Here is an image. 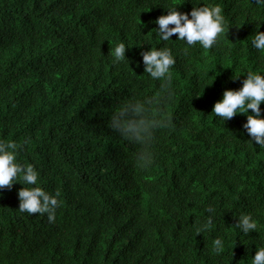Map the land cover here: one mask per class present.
Instances as JSON below:
<instances>
[{
    "label": "trees",
    "instance_id": "16d2710c",
    "mask_svg": "<svg viewBox=\"0 0 264 264\" xmlns=\"http://www.w3.org/2000/svg\"><path fill=\"white\" fill-rule=\"evenodd\" d=\"M203 5L226 22L213 48L157 35L170 7ZM260 24L255 0H0V140L59 204L50 222L19 210L18 191L33 185L0 189V264H252L264 246V146L249 141L246 114L224 121L212 109L247 72L264 73L251 44ZM164 47L170 82L141 55ZM133 113L151 128L147 146L117 130ZM243 214L257 224L249 235Z\"/></svg>",
    "mask_w": 264,
    "mask_h": 264
},
{
    "label": "clouds",
    "instance_id": "9594fccd",
    "mask_svg": "<svg viewBox=\"0 0 264 264\" xmlns=\"http://www.w3.org/2000/svg\"><path fill=\"white\" fill-rule=\"evenodd\" d=\"M255 3L264 5V0H255ZM177 9L176 6L170 7L166 15H161L155 20L159 26L155 30L162 41L172 40L170 38L173 34H178L176 40L184 41L189 46L199 43L204 49H210L218 43V37L225 32L226 27L225 18L218 5L196 6L192 7L190 12H180ZM169 25H173V27H169ZM260 27L261 24L256 25L257 31L251 44L253 48L264 51V32L259 31ZM125 50L126 46L123 42L115 46L113 54L117 61L126 59ZM141 55L145 72L149 73L153 79L163 78L166 82H170L169 71L175 63L170 48L150 49ZM237 77L239 76H233L232 79ZM262 103H264V73L249 71L246 73L242 87L238 90H225L222 99L214 104L212 112L223 118L224 121L237 114H246L247 120L243 128L251 138L249 141L252 144L254 141L261 147L264 146V116H262L260 108ZM249 109H251L250 114ZM138 114L133 113V117L124 119L116 127L122 134H130L133 139H142L147 146L151 128L147 122L134 118ZM116 119L120 120L119 117ZM17 151L18 145L14 141L0 140V189L5 187L10 189L19 180H22L24 184L33 185L32 187L23 186L18 191L19 210L29 214L47 213L49 221H54L55 211L59 206L57 197L39 186L38 171L31 163L19 162ZM138 159L147 164L151 161V155L146 150L139 154ZM208 211L214 212V209L209 208ZM211 223L212 217L210 216L201 227L196 229L197 233L199 234ZM236 225L244 235H249L257 227L256 221L250 214L241 215ZM214 245V250L219 253L222 247L221 239H215ZM252 264H264V246L256 250L255 255L252 256Z\"/></svg>",
    "mask_w": 264,
    "mask_h": 264
}]
</instances>
